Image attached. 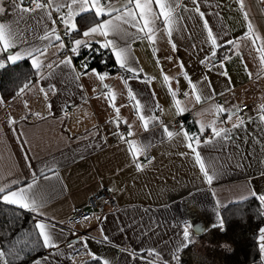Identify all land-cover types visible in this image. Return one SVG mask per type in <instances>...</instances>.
Returning <instances> with one entry per match:
<instances>
[{"label": "crops", "instance_id": "1", "mask_svg": "<svg viewBox=\"0 0 264 264\" xmlns=\"http://www.w3.org/2000/svg\"><path fill=\"white\" fill-rule=\"evenodd\" d=\"M11 3L12 0H4L5 13L0 16V22L19 19ZM178 3L181 7L176 8V13L182 19L171 40L163 31V24H159L161 32L155 47L147 40L129 39L136 57L133 67L143 69L138 78L121 69L107 49L116 68L113 72L88 66V74L76 79L85 72L86 55L82 52L98 53L103 48L94 43L91 48H81L80 54L74 56L70 51L72 39L82 38L83 31L91 24L79 33L64 36L65 28L56 12H53L55 26L68 41V47L60 52L56 47L49 49L41 74L47 75V64L52 63L53 75L40 80L31 60L25 58L32 70L30 79L25 82L31 81L30 87L19 96L16 93L3 99L4 103L0 104V177L9 183L18 178L26 185L33 174L39 177L45 165L55 169V173H46L53 177L51 180L41 179V188L48 197L44 219L55 224L58 244L56 249L44 247L42 254L26 264L37 261L40 264H84L87 260L102 264L105 259L109 264H145L146 260L155 259L143 251L148 249L158 250L168 264H176L172 256L177 245H181L178 264H200L180 258L202 252L209 245L208 231L221 225L220 209L245 197L259 200V196L264 195V122L259 119L264 115L260 109L264 105V64L251 48L242 49L241 58L227 44L228 40H236L247 31V21L238 0H199L204 19L220 36L218 49L221 51L219 55L217 50V59L223 61L224 68L216 65L211 71V62L201 63L211 51L210 44L205 42L207 31L203 21L194 11H184L195 7L192 0H178ZM245 5L254 29L264 37V0H245ZM87 14L95 17L94 13ZM44 25L53 27L50 21L41 20L39 14L31 18L24 14L19 27L26 29L23 32L26 42L18 43L11 51L43 46L46 42L39 37L44 35ZM173 42L175 50L171 47ZM225 54L231 57L227 61L223 59ZM0 56L7 62L6 52ZM66 56H72L76 72L63 65L55 67ZM92 69L97 75L92 74ZM185 72L197 85L195 91L185 78ZM104 74H107L105 79L100 81L99 75ZM164 75L170 77L169 81L163 79ZM124 80L128 81L127 85ZM49 85H54L55 91ZM41 87L47 92L46 97ZM129 88L135 95L134 100L129 98ZM169 89L179 91L173 97ZM197 94L202 95L200 102L195 99ZM137 101L146 118L149 115L158 118L155 126L145 129L137 112ZM212 104L224 109L246 106L229 120L227 112L220 113L219 117L214 111L203 112ZM178 107L183 111H178ZM116 108H119V126L125 125L122 132L117 126ZM240 118L245 123L233 129L230 140L203 145L204 140L212 137V132L206 128L201 134V124L215 120L217 128H232ZM10 119L15 123H9ZM161 125L200 136L197 151L210 174L211 166L218 172L212 183L195 163L183 136L169 140ZM130 140H135L137 145H148L146 152L135 160L127 143ZM137 162L142 170H137ZM100 189L112 194L116 208L93 213L87 221L69 225L66 220L72 209L86 207V199ZM7 205L28 215L35 226L36 214ZM262 206L264 212V204ZM186 227L188 241L183 240ZM261 230L264 225L257 234L258 264H264V253L260 251ZM93 255L98 259H93Z\"/></svg>", "mask_w": 264, "mask_h": 264}, {"label": "snow or ice", "instance_id": "2", "mask_svg": "<svg viewBox=\"0 0 264 264\" xmlns=\"http://www.w3.org/2000/svg\"><path fill=\"white\" fill-rule=\"evenodd\" d=\"M25 3L33 6L22 7ZM192 3L195 7L193 9L185 8L184 11H194L200 16L203 21V27L207 31L205 42L209 43L211 48L210 54L205 56L201 63L204 64L206 62H211L209 65L210 71L216 65H219V67L223 69V61L217 59V50L220 47V44L218 43V40L220 39L219 33H214L213 29L209 26L208 21L204 19L205 13L202 12L199 7V0H192ZM3 4L4 0H0V16H3L5 13ZM238 4L244 20L247 21V31L243 36L236 40H228L227 44L231 46L230 50L234 49V54L241 56V58L243 56L242 49L247 50L251 48L252 51L259 54L260 63L264 64V37L260 36V34L254 29L252 22L249 20V12L245 10V0H238ZM153 5H155V8ZM11 7L14 14H18L19 19L0 22V53L6 52L7 62L13 64L24 60L25 58H29L40 80L49 79L53 75L52 69L54 68V65L52 63L47 64V68L49 69L47 75L41 74V70L45 66V58L49 49L56 47L57 52L67 50L65 41L55 26L57 21L53 19V12L60 14L59 21L65 28L64 36H71L72 33L79 31L78 26L75 23L77 17L85 13H94L97 20L93 21L91 26L83 31L82 38L72 39L71 53L74 56H78L81 48H91L94 43L98 44L100 48L110 49L119 67L125 72L132 73L133 78H138L139 74L143 72V69L133 67L136 62V57L132 54V45L128 43L129 39L147 40L153 47H155L158 33L161 32L159 24L164 25L163 31L166 32L168 38L171 40L173 32L179 30L176 27L179 19H182V17L176 13V8L181 7L178 0H46V2H44V0H12ZM64 9H66V11H63ZM24 14H28L30 18L39 14L41 20L50 21L53 27L48 28L47 25H44V35L39 37L41 41L46 42L43 46L21 47L18 51L13 53L11 50L17 48L18 43L24 44L26 42V38L23 35V32L26 31V29H21L19 27L20 20L23 19ZM102 17H108V19H100ZM132 29H134L135 32L131 31ZM171 47L175 50L176 44L174 42L171 43ZM230 58L229 55L225 54L223 59L224 61H227ZM61 65L70 68L72 72H76L72 56H66L63 60L57 62L55 67L59 68ZM4 67H6V61L0 56V69ZM84 68L85 72L77 75L76 79H79L80 75L88 74V65L85 64ZM181 68H183V62H181ZM92 74L97 75L95 69H92ZM222 74L227 75L226 72H223ZM249 74L251 75V73ZM105 75L107 74L99 75V80L103 81ZM184 75L185 78L188 79L186 72ZM121 79H123V77H121ZM163 79L167 82L170 77L164 75ZM204 80L206 81L207 77H204ZM124 83L127 85L128 81L124 80ZM188 83L195 91L197 85L192 83L190 79H188ZM30 84L31 81L25 83L17 92V96L21 95L25 89H28ZM104 87L108 88L110 86L104 85ZM49 88L55 91L54 85H49ZM40 91L44 93L45 97L47 96V92L43 87L40 88ZM169 91L170 94L175 97L179 90L172 91L169 89ZM128 93L129 98L134 100L135 95L130 88L128 89ZM185 95H187V93H185ZM195 99L197 102H200L202 95L197 94ZM204 99H207V97H204ZM2 103H4V101L3 99H0V104ZM176 103L177 106H179V101H176ZM112 106L115 107V105ZM25 107H27V102H25ZM136 107L139 118L143 121L145 129H147L149 125L155 126L158 118L152 115H149L146 118L140 111L142 106L139 104V101H137ZM260 109L264 112V105H261ZM178 111H183V109H179L178 107ZM213 111L217 113V117H219L220 113L227 112V117L231 120L240 109L239 106L224 109L216 104H212L209 108L203 109V112ZM116 113L117 126H119V108H116ZM36 115L39 116L40 114L36 113ZM259 119L264 122V115H261ZM9 123H15V121L10 119ZM244 123L245 120L240 118L237 124L232 125V128H217L215 120L207 125L201 124L199 129L201 134L205 132L206 128H209L212 132V137L204 140L203 145L207 146L219 141L230 140L233 129L242 126ZM161 127L163 128V133L169 140L183 136L186 146L191 149V152L194 155L195 163L199 166L200 171L204 174L207 181L212 183L213 179L217 177L218 172L215 166H211L210 174L204 158H202L201 153L197 151V147L201 145L200 136L195 134L190 135L187 131L169 130L168 127H163V125H161ZM129 135H131V133H129ZM121 138H123V136H121ZM127 143L129 148L132 149L134 160L138 155L146 152L148 147V145H137L135 140H130ZM135 166L137 170H142V165L140 163L137 162ZM48 172L55 173V169L49 165H45L44 168L40 170L39 177L36 174H33L31 182L26 185H22L18 178L13 179L9 183L5 181L3 177H0V202L16 205L36 214L38 217L34 229L29 233V235L32 236V242H23V247H17V244L21 243L18 241L12 243L7 252L0 250V264H14L16 260L23 259L24 254L38 245L45 248H58L55 224L44 219L46 217L44 209L48 197L41 188V179L44 182L51 180L53 177L47 175L46 173ZM259 200L261 204H264V195L259 196ZM105 239H107V237H105ZM189 239V230L186 227L183 230V240L188 241ZM180 250L181 245H177L176 252L172 256V260L176 261V264H178L179 257L177 254ZM143 251H146L149 257H155V259L146 260L145 264H168V261L162 258L158 250L148 249ZM260 251L261 253H264V230H261ZM132 255L135 256L136 254L132 253ZM9 257L11 259H9ZM93 259H98V257L93 255ZM36 264H40V262L37 261ZM102 264H109V261L105 259L102 261Z\"/></svg>", "mask_w": 264, "mask_h": 264}, {"label": "trees", "instance_id": "3", "mask_svg": "<svg viewBox=\"0 0 264 264\" xmlns=\"http://www.w3.org/2000/svg\"><path fill=\"white\" fill-rule=\"evenodd\" d=\"M97 18L92 14H82L76 18L79 33L82 29L92 24ZM221 49H218L220 55ZM86 64L97 71L113 72L116 68L107 49L86 54ZM218 57V56H217ZM32 70L26 59L17 63H7L0 69V96L7 100L14 96L22 85L30 79ZM219 215L222 224L211 228L207 233L209 245L197 254H188L180 260L188 262L195 260L200 264H258L259 252L257 234L264 225V212L261 202L255 197H248L230 202L223 206ZM34 224L28 215H25L13 206L0 202V248L8 251L11 244L21 242L17 247H23L24 243H31L29 235L34 229ZM43 246H36L24 254V258L16 260L14 264H26L44 252ZM187 248H185V251ZM9 259H11L9 257ZM84 264H95L87 260Z\"/></svg>", "mask_w": 264, "mask_h": 264}, {"label": "built area", "instance_id": "4", "mask_svg": "<svg viewBox=\"0 0 264 264\" xmlns=\"http://www.w3.org/2000/svg\"><path fill=\"white\" fill-rule=\"evenodd\" d=\"M46 2V0H44ZM25 7H31L28 3L23 4ZM65 41V45L67 47L68 41L63 38ZM62 55V54H61ZM245 104L239 105V109H245ZM67 112V110L65 111ZM118 130L120 132L125 130V125L120 124ZM149 159V156L146 157V160ZM86 207L83 206H75L72 209L70 216L67 218L66 222L69 225H77L81 222L87 221L91 218L93 213H103L108 210H114L117 206L115 198L110 194L106 189H100L94 193H92L85 202Z\"/></svg>", "mask_w": 264, "mask_h": 264}, {"label": "bare ground", "instance_id": "5", "mask_svg": "<svg viewBox=\"0 0 264 264\" xmlns=\"http://www.w3.org/2000/svg\"><path fill=\"white\" fill-rule=\"evenodd\" d=\"M67 47H68V46H67ZM67 47H66V49H67ZM66 52H67V51L63 52L62 55L65 54Z\"/></svg>", "mask_w": 264, "mask_h": 264}]
</instances>
